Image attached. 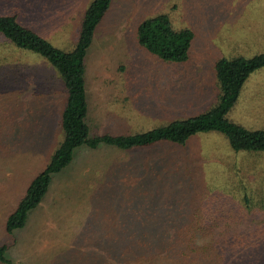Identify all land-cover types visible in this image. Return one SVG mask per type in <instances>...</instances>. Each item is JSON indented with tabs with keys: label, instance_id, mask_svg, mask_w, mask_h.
Segmentation results:
<instances>
[{
	"label": "rangeland",
	"instance_id": "obj_1",
	"mask_svg": "<svg viewBox=\"0 0 264 264\" xmlns=\"http://www.w3.org/2000/svg\"><path fill=\"white\" fill-rule=\"evenodd\" d=\"M89 1L0 0V14L68 51ZM155 13L192 31L183 61L137 45V25ZM262 51L264 0H110L83 60L89 135L139 133L201 113L218 91L214 62ZM4 66L0 245L9 262L0 264H264L257 187L247 203L232 188L253 181L248 171L264 170V156L233 151L216 131L130 150L77 146L23 226L6 232V216L62 138L66 93L37 54L0 43ZM225 117L264 129V66L248 74Z\"/></svg>",
	"mask_w": 264,
	"mask_h": 264
},
{
	"label": "trees",
	"instance_id": "obj_2",
	"mask_svg": "<svg viewBox=\"0 0 264 264\" xmlns=\"http://www.w3.org/2000/svg\"><path fill=\"white\" fill-rule=\"evenodd\" d=\"M109 3L110 0L89 1L80 19L74 46L68 51L54 47L35 32L22 26L15 14H0V43L4 46L8 43L17 49L43 57L58 73L66 93L60 116L62 138L45 166L30 179L15 208L6 216L4 229L8 233L23 226L28 212L44 195L52 174L69 164L73 150L80 145L95 148L104 144L121 150H130L156 143L183 144L187 137L196 132L216 131L226 138L233 151L252 153L258 157L264 156V129H246L225 117L248 74L264 66V51L249 57L238 55L218 58L213 66L218 85L215 101L201 113L139 133L89 135L85 123L87 105L83 60L94 29L108 9ZM192 37L193 33L189 28H172L163 13L146 17L136 27L137 45L166 62L183 61L187 57ZM0 74L5 77V66L3 71L0 70ZM4 100L7 101L6 98ZM6 116L7 111L3 110L0 116V140H5L6 137L2 128ZM3 145L4 143L0 141V148ZM159 163L161 165L162 161ZM254 169L256 168L248 171L252 173L253 181L244 182L243 178H239L232 188L241 189L244 194L242 199L247 203L251 190H256L257 187L256 194L260 202L256 200L254 205L259 207V211H264V184L254 185L256 178L260 177L264 180V170L262 167L260 171ZM5 248L4 244L0 245V262L8 263V259L4 256Z\"/></svg>",
	"mask_w": 264,
	"mask_h": 264
}]
</instances>
